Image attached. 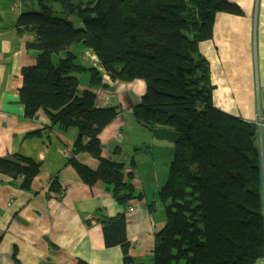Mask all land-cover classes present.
<instances>
[{"label":"trees","instance_id":"1","mask_svg":"<svg viewBox=\"0 0 264 264\" xmlns=\"http://www.w3.org/2000/svg\"><path fill=\"white\" fill-rule=\"evenodd\" d=\"M39 11L19 19L35 36L34 65L22 70L25 115L41 108L64 131L78 130L68 160L82 180L102 181L122 205L141 199L125 163L103 156L100 133L120 106L100 107L97 93L80 89L76 46L91 49L103 70L122 81L142 79L147 91L133 109L136 119L177 133L169 177L159 191L165 222L152 247L156 264H256L264 258V199L257 125L216 107L208 60L198 44L212 37L218 12L242 15L229 0H37ZM91 86L102 85L95 66ZM41 130L27 135H40ZM98 159L92 169L77 155ZM41 164L23 154L0 157V173L29 184ZM124 213L108 228L128 255ZM78 264H88L80 260Z\"/></svg>","mask_w":264,"mask_h":264},{"label":"crops","instance_id":"2","mask_svg":"<svg viewBox=\"0 0 264 264\" xmlns=\"http://www.w3.org/2000/svg\"><path fill=\"white\" fill-rule=\"evenodd\" d=\"M229 1L244 13L218 12L212 37L200 42L198 51L210 65L216 107L257 125L264 199V0ZM39 10L37 0H0V157L23 154L41 164L29 186L21 176L0 173V264H125L120 232H111L107 222L122 213L128 255L136 264H156L152 247L165 222L158 191L168 180L175 142L157 139L134 115L147 91L145 81L115 78L91 49L78 45L79 61L87 68L78 74L80 89L96 92L100 107L120 106L118 117L100 133L103 156L124 162L144 197L122 205L102 181L85 183L66 155L78 130H62L44 108L27 118L21 101L22 70L36 63L38 51L30 46L35 36L19 31V19ZM92 66L103 72L100 86H91ZM38 130L40 135L27 137ZM77 159L92 169L99 162L87 152Z\"/></svg>","mask_w":264,"mask_h":264},{"label":"water","instance_id":"3","mask_svg":"<svg viewBox=\"0 0 264 264\" xmlns=\"http://www.w3.org/2000/svg\"><path fill=\"white\" fill-rule=\"evenodd\" d=\"M144 125L146 128H148L153 135L160 140H169L172 142L176 141L177 133L173 129L165 128V127H151L148 124L141 123Z\"/></svg>","mask_w":264,"mask_h":264},{"label":"built area","instance_id":"4","mask_svg":"<svg viewBox=\"0 0 264 264\" xmlns=\"http://www.w3.org/2000/svg\"><path fill=\"white\" fill-rule=\"evenodd\" d=\"M70 152H71V150H68V151L66 152V155L68 156V155L70 154ZM130 209H131V210H134L135 208H134V207H131Z\"/></svg>","mask_w":264,"mask_h":264},{"label":"rangeland","instance_id":"5","mask_svg":"<svg viewBox=\"0 0 264 264\" xmlns=\"http://www.w3.org/2000/svg\"><path fill=\"white\" fill-rule=\"evenodd\" d=\"M157 140V139H156ZM169 176V175H168ZM160 191V190H159ZM159 191H158V196H159ZM163 207L165 208V204H163Z\"/></svg>","mask_w":264,"mask_h":264}]
</instances>
